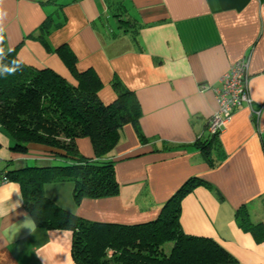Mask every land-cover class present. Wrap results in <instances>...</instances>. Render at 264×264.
Returning a JSON list of instances; mask_svg holds the SVG:
<instances>
[{
  "label": "crops",
  "instance_id": "crops-1",
  "mask_svg": "<svg viewBox=\"0 0 264 264\" xmlns=\"http://www.w3.org/2000/svg\"><path fill=\"white\" fill-rule=\"evenodd\" d=\"M0 7L7 13L3 47L20 44L15 54L25 65L49 67L73 82L54 51L66 44L79 71L97 73L103 103L117 97L118 78L141 106L144 140L125 124L109 155L117 195L75 205L73 185L63 181L43 186L51 201L86 220L137 224L156 219L184 182L199 178L208 184L182 198V230L221 245L232 260L220 264H264V0H2ZM48 16L59 24L45 38L49 50L37 39ZM241 58H248L251 106L234 110L207 157L197 140L206 138L207 120L218 109L214 89ZM11 143L0 125V170L47 164L48 147L30 143L22 153ZM77 145L93 156L87 137ZM9 182L15 183L0 195L7 199L15 184L22 195L18 181ZM18 199L14 193L8 206ZM240 212L249 226L240 225ZM24 213L35 223L22 196L20 207L0 217V264H45L37 253L46 264H76L71 231L35 223L32 233L20 225Z\"/></svg>",
  "mask_w": 264,
  "mask_h": 264
},
{
  "label": "trees",
  "instance_id": "trees-1",
  "mask_svg": "<svg viewBox=\"0 0 264 264\" xmlns=\"http://www.w3.org/2000/svg\"><path fill=\"white\" fill-rule=\"evenodd\" d=\"M59 24L48 16L38 27L39 39L49 50L46 36ZM28 37L36 38L34 34ZM13 48L8 61L17 58ZM72 75L73 82L49 67L23 64L21 71L0 76V125L9 135L10 148L26 152L28 144L48 147L47 164L27 165L6 171L9 180L20 184L26 210L35 223L46 229H66L72 233L71 255L76 264H220L232 260L230 254L209 237L185 233L180 225L182 198L197 185L208 183L190 178L162 205L158 217L137 224L90 221L77 216L53 201L43 191L48 183L69 181L73 201L117 195L119 183L114 161L109 158L125 124L138 129L141 106L134 92L118 78L112 80L117 97L103 103L98 91L102 81L92 68L79 71L74 52L62 44L54 50ZM7 62V61H6ZM211 117V116H210ZM197 140L208 157L213 140L210 133ZM87 137L93 156L78 150L77 141ZM2 171V170H0ZM240 225L250 222L240 212ZM171 242L169 249L165 243Z\"/></svg>",
  "mask_w": 264,
  "mask_h": 264
},
{
  "label": "built area",
  "instance_id": "built-area-1",
  "mask_svg": "<svg viewBox=\"0 0 264 264\" xmlns=\"http://www.w3.org/2000/svg\"><path fill=\"white\" fill-rule=\"evenodd\" d=\"M247 67L248 58H241L220 78V85L214 89L218 109L211 115L208 122L210 133H221L236 108L243 104L251 106ZM254 111L256 114L260 113V109ZM8 180L6 171H0V185L6 184Z\"/></svg>",
  "mask_w": 264,
  "mask_h": 264
},
{
  "label": "clouds",
  "instance_id": "clouds-1",
  "mask_svg": "<svg viewBox=\"0 0 264 264\" xmlns=\"http://www.w3.org/2000/svg\"><path fill=\"white\" fill-rule=\"evenodd\" d=\"M0 3H2V0H0ZM6 15V11L0 7V76L5 78L9 75H14L18 71H21L24 64V61L19 57L8 61V57L12 53L13 49H5V47H3L5 40V28L3 23ZM14 183L15 182H7L3 188H0V193L3 192L4 188L8 187V184ZM14 193L18 195L19 199L15 202H12L11 206L9 207L8 201L12 199ZM21 202L22 195L20 194V188L18 184H15V186L9 191L7 199L0 195V217L8 216L11 212H14L18 207H20ZM23 215L25 216V220L20 225L23 228H28L33 233L36 227L35 223L31 220V218H28L27 213H24ZM37 256L42 258L46 264V258L44 256H42L40 253H37Z\"/></svg>",
  "mask_w": 264,
  "mask_h": 264
},
{
  "label": "rangeland",
  "instance_id": "rangeland-1",
  "mask_svg": "<svg viewBox=\"0 0 264 264\" xmlns=\"http://www.w3.org/2000/svg\"><path fill=\"white\" fill-rule=\"evenodd\" d=\"M114 28V27H113ZM115 30H116V28H115ZM172 245V243L171 242H168V243H165V248L166 249H169V247Z\"/></svg>",
  "mask_w": 264,
  "mask_h": 264
}]
</instances>
